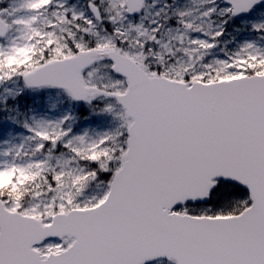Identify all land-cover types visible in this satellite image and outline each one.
Segmentation results:
<instances>
[{"label":"snow or ice","instance_id":"1","mask_svg":"<svg viewBox=\"0 0 264 264\" xmlns=\"http://www.w3.org/2000/svg\"><path fill=\"white\" fill-rule=\"evenodd\" d=\"M0 264H264V0H0Z\"/></svg>","mask_w":264,"mask_h":264}]
</instances>
